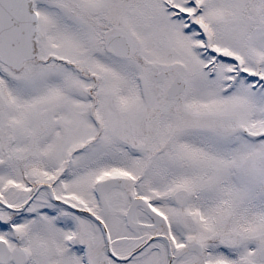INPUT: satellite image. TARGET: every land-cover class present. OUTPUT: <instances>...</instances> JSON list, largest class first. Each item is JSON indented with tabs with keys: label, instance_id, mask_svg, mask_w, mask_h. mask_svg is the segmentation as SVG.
Here are the masks:
<instances>
[{
	"label": "snow or ice",
	"instance_id": "snow-or-ice-1",
	"mask_svg": "<svg viewBox=\"0 0 264 264\" xmlns=\"http://www.w3.org/2000/svg\"><path fill=\"white\" fill-rule=\"evenodd\" d=\"M0 264H264V0H0Z\"/></svg>",
	"mask_w": 264,
	"mask_h": 264
}]
</instances>
